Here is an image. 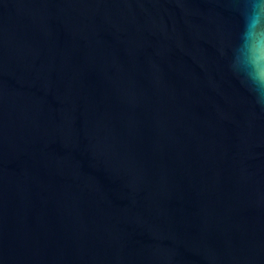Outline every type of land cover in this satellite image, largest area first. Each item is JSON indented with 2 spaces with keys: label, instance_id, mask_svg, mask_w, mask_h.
I'll return each mask as SVG.
<instances>
[{
  "label": "water",
  "instance_id": "95a60500",
  "mask_svg": "<svg viewBox=\"0 0 264 264\" xmlns=\"http://www.w3.org/2000/svg\"><path fill=\"white\" fill-rule=\"evenodd\" d=\"M264 0H0V264H264Z\"/></svg>",
  "mask_w": 264,
  "mask_h": 264
},
{
  "label": "clouds",
  "instance_id": "9594fccd",
  "mask_svg": "<svg viewBox=\"0 0 264 264\" xmlns=\"http://www.w3.org/2000/svg\"><path fill=\"white\" fill-rule=\"evenodd\" d=\"M247 76L250 87L255 92L258 100L264 101V71L260 67L254 66Z\"/></svg>",
  "mask_w": 264,
  "mask_h": 264
}]
</instances>
